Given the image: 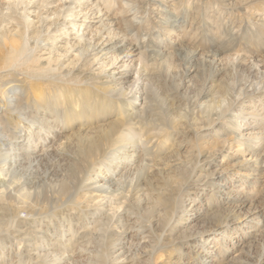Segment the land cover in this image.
I'll use <instances>...</instances> for the list:
<instances>
[{
	"label": "bare ground",
	"instance_id": "obj_1",
	"mask_svg": "<svg viewBox=\"0 0 264 264\" xmlns=\"http://www.w3.org/2000/svg\"><path fill=\"white\" fill-rule=\"evenodd\" d=\"M36 2L37 0L29 3L30 11L24 19L25 24L32 26L39 23L31 15L40 14V19H36L40 20L41 26L47 27V31L59 24L63 26L51 34V39H45L51 40L50 43L38 46L43 51L40 52L41 55L38 53V57H34L37 46L33 48L34 46L28 45V39L19 28L22 26L13 22L19 29H8L14 16L6 13L8 17L5 19L9 22L6 27L9 30L8 36L0 35V76L4 78L0 88L7 87L6 91L0 92V264H152V255H148L147 248H143V245L148 244L149 248H153L158 241L161 248H167L166 252L169 247L191 244L198 256H204L198 264H221L216 248L211 246L213 243L210 232L216 236L222 234L225 240H229V230L236 225L235 221L222 220L218 210L203 215V219L195 218L193 211L196 209L186 206V202L209 193L222 197L225 204L240 203L226 208V212L242 210L255 204L243 196L235 197L227 189L226 184L232 180L228 176L231 170L217 167L208 170L204 166L212 164L213 158L221 154L218 146L223 143L224 149L229 148L227 155L223 157L241 155L240 163H236L241 168L239 171L252 166L257 170L264 169V161H255L254 155L247 158L246 155L250 153L242 148L246 146V149L254 152L264 143L263 118L256 116L250 104L245 105L247 100L264 94V76L256 84L240 89L230 85L218 97L215 96L213 87L210 88L198 105V114L190 117L189 121L195 127L203 117H207L208 122L209 117L215 118L208 126H212V129L221 124L223 128L220 130L225 127L223 135L220 131H215L213 136L214 140L222 136L223 139L220 142H208L202 135H198V142L189 151H184L182 141L169 142L181 132L182 126L178 123L182 118L177 116L178 108L159 98L147 81L150 77L147 75L150 74L145 72L146 66H151L150 59H153L151 61L154 64L157 59L171 57L172 54H163L164 51H161L160 56V53H153L154 49L142 52L140 60L137 59V63L140 61L139 69L133 75L129 66L134 63L133 60L130 64L118 67L121 57L117 53L125 46L126 41L121 38L120 33L111 30L110 25H105L101 17H94L99 21L89 20L94 9H91V13L85 12L86 1L42 0L38 8ZM131 2L129 0L128 4ZM221 2L231 9L242 7L243 15L239 17L250 22V28L252 24L264 28V3L251 7L252 0ZM231 24L214 22L209 32L227 28L225 41L228 43L227 37L231 41L241 28L235 24L232 27ZM129 27L133 28L132 25ZM166 30L171 32L172 29ZM74 31L76 32L73 34ZM58 40L63 42L60 46L56 45ZM210 56L212 62H215L219 55L212 53ZM217 61H222L221 57ZM230 61L235 64L241 60L231 56ZM36 63L37 67L31 72L35 78L55 80L49 79L43 89L29 84L24 88L25 81L19 79V75L16 77L13 69L26 64L27 68H32L30 66H36ZM20 68L18 70L22 71ZM58 80H61L60 84ZM19 92L25 96L24 111L37 103L35 109L44 110L47 112L46 116L49 114L50 117L44 118L49 134H54L55 129L60 128L57 141H51L45 148L40 146L44 142V123L40 127L38 144L32 142L31 135L28 134L32 133L30 128H24L27 134H24V129L17 131L18 128H14L15 125L21 127L22 124L23 127L29 124L36 126V119L27 114L29 111H16L15 124L11 123L12 117H6L7 113L13 116V109L20 108L22 98ZM241 100L242 106L234 114L233 107L241 103ZM4 117L8 125L6 127ZM249 125L259 130L254 128L244 132ZM9 128L13 129L12 136ZM202 128L203 126L200 129ZM236 143L238 144L235 145ZM195 151L201 156L198 166L195 165L199 168L198 171L189 160L190 153ZM258 157V160L261 159V156ZM173 169H176V175ZM232 176L235 175L231 174ZM259 213L260 209L250 208L249 213L243 217V223L251 229L249 233L260 222L252 218ZM208 221H212L210 225L213 224V231L191 232L200 222L205 224ZM156 226L164 230L168 239H156L153 243L152 239L158 231ZM15 247L17 249L14 251ZM225 247L222 251L229 253L230 248ZM244 248L242 246V250ZM13 251L14 256L11 258ZM237 258L236 255L231 261ZM173 264L191 263L180 260Z\"/></svg>",
	"mask_w": 264,
	"mask_h": 264
},
{
	"label": "rangeland",
	"instance_id": "obj_2",
	"mask_svg": "<svg viewBox=\"0 0 264 264\" xmlns=\"http://www.w3.org/2000/svg\"><path fill=\"white\" fill-rule=\"evenodd\" d=\"M33 1H35V0H9V1L8 0H0V17L3 18V19L2 18L0 19V28H1L0 29V35L1 36L5 35L7 37L8 36L7 33L9 30L17 29L19 27L17 25L22 26L19 28L22 29V30L21 29L20 30L28 39V45L30 47L34 46L33 48H35V45L37 46V48L35 49V52L33 53L34 57L37 58L38 55H41V53L43 52L40 48H38V46L42 47L43 44L45 45L47 43H50L51 40L46 41L45 39H51V36L53 35V33L54 32L56 33V31L61 29L63 26L61 27V25L59 24V25H57V27H53L49 31H47V27L44 28L40 24V20H39L40 14H39V16H38V14L36 16H35V14L31 15V18H34V20L39 22V23H37L38 26H37V24L32 25V26H28L27 24H25L24 19L26 18L27 14H29L28 11H30L29 3L33 2ZM84 1H86L84 4L85 12L88 11L91 13V9L92 10L94 9L92 11L93 15L90 16L91 19H89V20L99 21L98 18L96 19L94 17L95 16L101 17L102 19H104L103 23L105 25H110L109 28L111 30H114L115 33H120L121 38L126 41L125 46L122 47L124 52L125 51L126 52L124 53L123 50L121 49L120 52L117 53L121 57V58H119V61H118V63H119L118 67L121 65L124 66L126 64H130L131 60H133L134 63H132L129 66L133 70V75H135L137 70L139 69L138 66H139V62H140L139 61L137 63V59L140 58V55L142 52L143 53L145 51L151 52V49H154L155 51L152 50V51H154L153 53H156V52L160 53V56L162 55L161 53L163 51H164L163 54L164 53L165 54H169V53L172 54L171 57H167V58H164L161 60L157 59L156 61H154V64H153V61H151L153 59H150L149 64H151V66L148 65V66H146L147 69L145 68V72L150 74V75H147V76H150V77H148L149 80H147V81H148V83H150L152 89H154V92L159 96L160 99L166 100L167 103H171V105L175 108L177 107L178 108L177 109V112H178L177 116L182 118V120L178 123L179 125L182 126L181 132L176 134L174 137H172V139L169 140V142L173 143L175 141H182V143H184V148H185L184 151L186 149L189 151L190 148L194 145V143L198 142V137H197L198 135H202L204 137V140H207L208 142H212V141L220 142L223 139V136L218 140H214L213 136L215 135V131H220L221 134L223 135V131L225 130V127H224V129L220 130V128L222 127V126H220L221 124H219V125L217 124L212 129L210 128L212 126H210V127L208 126L209 124H211L213 122V120L215 118L209 117L210 122H208V118L203 117V119H199L197 121L198 125L195 127L191 126V121H189V118L195 116V114H198L197 113L198 112V105L203 100L202 98L208 93L210 88L212 89V87H213V91L215 92V96L218 97V96L223 95L226 92L227 87H230V85L235 86L236 89H240L243 86H247L249 84L254 85L257 83L256 81L261 80L260 77L264 76V28H261L257 25L255 26V24H252L251 25L252 28H250V26H248V23H250V22L246 21L245 19L243 21L240 18L243 15L242 7L238 6V8H234V9L227 8L225 4H222L221 0H201V1L200 0H193L191 2V4H189L191 0H187V2H186V0H178V1L177 0H167V1L166 0H164V1H162V0H139V1L138 0H134V1L131 0L134 3L131 2L129 4H128L129 0H115V1L114 0H103L104 2L98 1V0H84ZM123 1H124V3H123ZM159 1H162V2H159ZM41 2H42V0H37V2H36L38 5L37 8L40 6L39 3H41ZM135 2L137 3V5ZM251 3H252L251 7H253V6L255 7L257 4L264 3V0H252ZM124 4H125V6H124ZM130 4L132 6H134V5L135 6L132 7ZM128 5H130V6H128ZM9 6H10V8H9ZM200 6H201V8H200ZM175 7L177 9L179 8V10H177ZM131 8H133V9H131ZM205 8H206V10H205ZM33 10L36 11L38 9H33ZM45 10L46 9H44L43 11L45 12ZM118 10H120V11H118ZM160 10L163 11L164 13L159 12ZM175 10H177L178 12ZM51 11L54 12L55 10H50V12ZM190 11H192V12H190ZM198 11H200L201 13ZM118 12L119 13L121 12V13L118 14ZM2 13H3V15H1ZM6 13L8 16H12V17L14 16L13 17L14 20H12L11 21L12 23H10L11 29H10V26L7 25V24H9V22L7 23V20L5 19V17L6 18L8 17L6 15ZM116 13L118 16L116 15ZM99 14H100V16H98ZM36 17H39V19L37 20ZM132 18L136 19L137 21L133 20ZM113 19H115V20H113ZM239 19H240V21H239ZM124 20H126V22ZM210 20H211V22H210ZM236 20H237V22H236ZM116 21L117 22L119 21L118 25H117ZM130 21L131 22L134 21V22L131 24ZM13 22H15V24H17V25H14ZM214 22L215 23L219 22V24H224L226 22H228L230 24L232 23L231 24L232 27L237 25L238 27H241L240 32H239L240 34L238 33L237 35H235L231 41L227 37V41H229V42L226 43L225 33H228L227 28H223V30H219V32H217V31L214 33L209 32L210 26ZM126 23H128V24H126ZM164 23H165V25H164ZM95 24L98 25V23H95ZM145 24H147V25H145ZM199 24H201V25H199ZM233 24H235V25H233ZM121 25H123L128 30H126ZM129 25L130 26L132 25L133 28L132 27L130 28ZM167 25H169V27ZM6 27H8L9 30ZM34 27H36V28H34ZM38 27L40 30L38 29ZM211 27H213V26H211ZM149 28H151V29H149ZM165 28L166 29L171 28L172 30H171V32H168ZM30 29H33V30H30ZM120 29H122V30H120ZM132 29L136 30V31H133ZM36 30H39V31L36 32ZM130 30H131V33H130ZM30 31H32V32H30ZM124 31H126V32H124ZM127 31H129V32H127ZM197 31H198V33H197ZM199 31H201V32H199ZM75 32L76 31H74L73 34ZM134 32H136V33L134 34ZM145 32H148V33L146 34ZM196 33H197V35H196ZM193 34H195V35H193ZM48 35H49V37H48ZM44 36H46V37H44ZM138 36H140V38ZM239 36L241 39L239 38ZM192 37L194 39H192ZM181 38H183V39H181ZM35 40H36V42H35ZM137 40H139V41L136 42ZM63 41H65V40H63ZM141 41H144V42L141 43ZM194 41L197 43H195ZM34 42H35V44H34ZM61 42H62V40L56 41V45L60 46L63 43V42L62 43ZM180 42H181V44H180ZM187 42H189V43H187ZM139 44H140V46H139ZM183 44H184V46L182 47ZM187 44H189V45H187ZM155 47L157 48V51H156ZM227 47H228V49H227ZM217 48H218V50H217ZM158 50H160V51H158ZM215 50H217V52ZM212 53H217L219 55L218 59L221 57L222 61L218 62L217 61L218 59H216L215 62H212L211 56H210V54H212ZM36 54H38V55H36ZM245 54H247V55H245ZM231 56L233 58L234 57L239 58L241 60L240 63L234 64L233 61H230ZM247 56L249 58H247ZM241 57H243V58H241ZM250 57H251V59H250ZM157 61H158V63H157ZM26 65L22 66L23 68L21 66H20L21 68L19 67L22 71L24 70V72L18 70L19 68H17L16 70L13 69L14 75H16V77L19 75L18 78L25 81L24 88L28 87V84H29L32 86L37 85V88L43 89L46 87L47 81H50L49 79H51L52 81L55 80L54 78L53 79L47 78V80L46 79L44 80L41 78H38V79L35 78L31 74V72L35 70V67H37V63H36V66L31 65L30 67H32V68H27L28 66H26ZM140 68H142V67L140 66ZM26 70L28 73L30 71V74L25 72ZM154 70H155V72H154ZM26 76L27 77L29 76V77L27 78ZM0 78L2 79V80H0V84H2L4 82V78H2L1 76H0ZM31 78H32V80H30ZM60 81L61 80H58L59 84L61 83ZM6 88L7 87L0 88V92H4V90L6 91ZM20 93L21 92H19V96L22 98V100H21L22 103L20 102V108L18 107V108L13 109L14 113L16 111L21 113L20 112L21 109L23 110L22 112H25V111L28 112L29 111V113H27V114L29 116H31L32 119H34V120L36 119L35 120L36 126L33 127V126H30V124H29V126L24 125V127H23V124H22L21 127H19V125H15L14 128L15 127L18 128L17 131H20V129L22 130L24 128H26V129L30 128L32 133H28V134L31 135L32 142L37 143V140L39 138V131L41 130L40 127L44 123V129H42V132H43L42 136H43L44 142H42V144H40V146L41 147L44 146V148H45V145H50L53 141L54 142L57 141L58 137L60 136V128L57 127L55 129L56 132L54 134H49L50 130L47 127H45L46 124L44 122V118L46 119V117L47 118L50 117V116H48L49 114H47V116H46L47 112H45L44 110L40 111L37 108H36L37 109L36 110L35 109V105L37 104L36 102H35L36 104H32L31 106H29V109L24 111L23 102H25V99H24L25 96L23 94H20ZM240 102L241 103H237L233 107V113L234 114L239 112V110L242 106L241 104H242L243 100H241ZM247 104H250L253 107V110H254V113L256 114V116L258 118L262 117L263 121H264V114H262V113H264V94L258 98H253L252 100H247V102H245V105L247 106ZM18 109H20V110H18ZM229 114H231V113H229ZM260 114H261V116H260ZM34 115H35V118H34ZM44 115H45V117H43ZM17 116H18V114H17ZM6 117L7 118L12 117L13 121L11 123L15 124V120H17L16 119V113L13 116H11L7 113ZM197 117H200V116H197ZM42 119H43V121H42ZM3 120H5V117ZM3 123H4L5 127L8 126V125H6V120L3 121ZM37 125H38V127H37ZM202 126H203V128L200 129ZM205 126H207V127H205ZM249 126L245 127L246 130H244V132H249L250 130H253L254 128L256 130L258 129L256 127H253V125H249ZM26 129H24V131H25L24 134L26 133ZM203 129H206V130H203ZM8 130L10 131L9 134L12 136L11 131H13V129L9 128ZM240 143H242V142H240ZM237 144L238 143H236L235 145H237ZM218 148L220 151H222L221 154H219L215 158H213V160L211 162L212 164H209V165L207 164L206 166H204L205 169L213 170L217 167V168H228V170H231V172L229 173L228 176H229V178H232V180H230L231 181L230 183L226 184L227 189L232 194H234L235 197H242L243 196L244 198H247L250 201L252 200L251 202H253L255 204H253L252 207H244L242 210H236V211H232V212L227 211L226 212V210H225L226 208L240 204V203L225 204L226 202L223 201L224 199L222 197L218 198L217 195L212 196V194L206 193L205 195H200V196L195 197V199H193V198L189 199L186 202V206L189 207V205H190V206H193L194 210L196 209L195 211H193L195 218L200 217L201 219H203L204 218L203 215L208 214L211 211L216 212L218 210L221 213V214L219 213V216L222 220L231 219V220L235 221L236 225L231 226V228H230L231 230H229V235H230L229 240H225L223 238L222 234L216 236L215 234H212V232H210L211 233V237H210L211 242L213 243V244H211V246L212 247L214 246L216 248L215 250L217 251V255H219V259H220L221 264H264V195H263L264 194V192H263L264 191V187H263L264 186V169L259 168L257 170L255 167L252 166L250 169L242 168V170L239 171V169H241V168L239 166H236L237 165L236 163H238V162L240 163L241 155L237 156V155L231 154V155H229V157L228 156L223 157V156L227 155L229 148L224 149L223 143H220ZM242 148H245V150H247V152L250 153V154L246 155L247 158H249L251 155H254L255 161H257V162L258 161L259 162L264 161L263 160L264 159V155H263L264 143L260 144L258 149H256L254 152H251V150L249 148L246 149V146H242ZM196 152L197 151H195V153ZM195 153L191 152L190 153L191 155H189V157H190L189 160L191 161V164L193 165V167L195 165L198 166V162L201 159V156L198 155V153H196V154ZM258 156H261L260 157L261 159L258 160V158H259ZM197 157H199V159ZM218 165H222V166H218ZM194 168L197 169L196 166ZM198 170H199V168L197 169V171ZM173 172H175V175L177 174L176 169H173ZM245 173L251 174V176L247 177L245 175ZM154 174H156V172H154ZM231 174H233L235 176L231 177ZM155 185H157V184H155ZM213 195H215V194H213ZM250 208L251 209L257 208V210L260 209V213L256 216L252 217V218H255V221H257V222L260 221V222L258 223V225H256L257 227L254 228L255 230H252V232L249 233L248 231H250L251 229H250L249 225H246V223H243L244 221L242 219L247 213H249ZM212 221L214 222V220H212ZM212 221H208L205 224H204V222H200L198 225H196V227L194 229H192L193 231L191 230V232L196 233V232H204V231L207 232V231H211V230L213 231L214 230L213 226H212L213 224L210 225V223ZM155 228L158 231H157V233H155L156 236L153 237L154 240L152 239L153 243H154V241H156V239H157V241L159 239H162V240H164L166 238L168 239V236L166 235L164 230H161L160 226H156ZM161 231L163 233H161ZM164 235H165V237H164ZM173 236H175V237L177 236L175 234V232H173ZM226 242H227V244H225ZM158 243H159V241L156 242V245L155 244L153 245V248H149L147 246L148 244L143 245V248L144 247L147 248L148 255L149 256L152 255V257H151L152 258V264H173V263L178 262V261L180 262V260L181 261L182 260L183 261H189L191 264H198V262L202 261L204 258L203 255L198 256L199 254L194 252L195 248L193 249V247L190 246L191 244H183L180 246L176 245L173 247H169L168 249L170 251L168 250L166 252L167 248L166 247L161 248L160 243L159 244ZM242 246L245 247L244 250H242ZM17 247L14 248V251L17 249ZM224 247L230 248L229 253H225V251H222V249ZM162 250H164V251H162ZM14 251L12 252L13 254L11 253L12 254L11 258H13V256H14ZM178 252H180L183 255L185 254V255L180 256V253L178 254ZM236 255L238 258L231 261V259ZM158 256H159V258H158ZM154 262H156V263H154Z\"/></svg>",
	"mask_w": 264,
	"mask_h": 264
}]
</instances>
